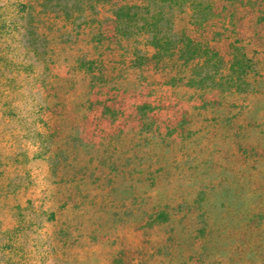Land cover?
Masks as SVG:
<instances>
[{
    "label": "rangeland",
    "instance_id": "1",
    "mask_svg": "<svg viewBox=\"0 0 264 264\" xmlns=\"http://www.w3.org/2000/svg\"><path fill=\"white\" fill-rule=\"evenodd\" d=\"M90 2L0 0V264H264V55L243 94L164 87L147 37L101 43Z\"/></svg>",
    "mask_w": 264,
    "mask_h": 264
},
{
    "label": "trees",
    "instance_id": "2",
    "mask_svg": "<svg viewBox=\"0 0 264 264\" xmlns=\"http://www.w3.org/2000/svg\"><path fill=\"white\" fill-rule=\"evenodd\" d=\"M46 1L38 0L41 5ZM86 1L91 4V0ZM96 1L110 7V13L98 24L101 43L146 36L153 52L137 54V58L142 60L141 65L149 66L147 69L154 71V75L161 76V86L188 84L203 92L221 87V99L226 94L249 91L251 77L264 55V0H230L231 5L221 10L219 0ZM32 4H22L23 13L30 17L34 15ZM176 10L188 20L182 27L174 20ZM213 33L214 37L210 35ZM80 65L91 78L93 88L113 81L112 66L104 56L81 60ZM114 88L100 104L116 117L118 114L127 116L126 102H121V108L118 102L125 89ZM168 121L166 127L171 134L185 131L184 123L173 126L171 119ZM159 216L163 218L166 214L162 212Z\"/></svg>",
    "mask_w": 264,
    "mask_h": 264
}]
</instances>
